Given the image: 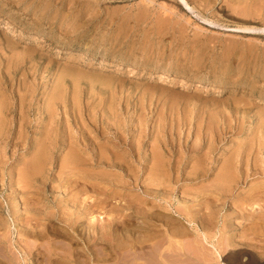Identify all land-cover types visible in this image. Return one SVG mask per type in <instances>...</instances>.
Segmentation results:
<instances>
[{
  "label": "rangeland",
  "instance_id": "374dc122",
  "mask_svg": "<svg viewBox=\"0 0 264 264\" xmlns=\"http://www.w3.org/2000/svg\"><path fill=\"white\" fill-rule=\"evenodd\" d=\"M184 1L0 0V264H264V0Z\"/></svg>",
  "mask_w": 264,
  "mask_h": 264
},
{
  "label": "bare ground",
  "instance_id": "6f19581e",
  "mask_svg": "<svg viewBox=\"0 0 264 264\" xmlns=\"http://www.w3.org/2000/svg\"><path fill=\"white\" fill-rule=\"evenodd\" d=\"M183 2H184V4L186 5V7H189V4L186 2V1H184L183 0ZM200 3V2H199ZM262 4V3H261ZM264 6V5H263ZM262 7V6H261ZM260 7V8H261ZM172 13V12H171ZM204 13V12H203ZM244 16V15H243ZM211 23V22H210ZM20 128V127H19ZM43 153V152H42ZM42 153H39L40 155H43L44 156V154H42ZM104 156V155H103ZM105 156H106V154H105ZM101 157V156H100ZM37 159V158H36ZM39 160V159H38ZM35 162V161H34ZM40 162V161H39ZM43 162V161H42ZM37 164H39V163H37ZM63 164V163H62ZM33 165V164H32ZM45 165V164H44ZM37 165H34V167H36ZM39 166H40V164H39ZM33 167V168H34ZM45 167V166H44ZM37 168V167H36ZM43 168V167H42ZM41 168V166H40V169H42ZM74 168V167H73ZM39 169V168H38ZM44 169V168H43ZM69 169V168H68ZM75 169V168H74ZM230 169V168H229ZM238 169V168H237ZM237 169H234V170H231L232 172H227L225 175H223V177L222 178H220L219 179V182H220V185H222V184H224V185H229V186H231V187H236L237 185H239L240 183H242L243 182V179H244V177H246V175L245 176H242L241 174L243 173L242 171V173H240V171L239 170H237ZM37 171H39V170H37ZM36 171V172H37ZM237 171H239V173H237ZM40 172V171H39ZM248 173V172H247ZM20 174H21V172H20ZM237 174H238V176H237ZM264 174V173H263ZM243 175H244V173H243ZM237 176V177H236ZM25 177V176H24ZM37 177H38V175H37ZM248 178V177H247ZM245 180V179H244ZM13 181H14V179H13ZM157 181V180H156ZM24 182V181H23ZM21 183V182H20ZM219 184V183H218ZM222 187V186H221ZM220 187V188H221ZM23 190V189H22ZM18 191V190H17ZM65 191V190H64ZM252 193H254V191H252ZM263 193V192H262ZM218 194V193H217ZM251 194V193H250ZM255 194V193H254ZM254 194H251V195H254ZM220 195V194H219ZM259 195V194H258ZM217 196V195H216ZM247 196V195H246ZM39 197V196H38ZM78 197V196H77ZM252 197V196H251ZM28 198V197H27ZM254 198V197H253ZM23 199V198H22ZM249 199V198H248ZM255 199V198H254ZM253 199V200H254ZM262 199V198H261ZM261 199L259 198V200L261 201ZM26 200V199H25ZM251 200V199H250ZM264 200V199H263ZM262 200V201H263ZM27 201V200H26ZM43 201V200H42ZM241 202V201H240ZM239 202V203H240ZM245 202V201H244ZM243 201L241 202L242 204L244 203ZM249 203H250V201H248ZM254 202V201H253ZM258 202V201H257ZM264 202V201H263ZM261 203V202H260ZM259 202L257 203V204H260ZM45 204V203H44ZM256 204V203H255ZM40 206V205H39ZM250 206V205H249ZM260 206V205H259ZM246 207H247V205H246ZM251 207V206H250ZM263 207V206H262ZM2 208V207H1ZM0 208V209H1ZM9 208V207H8ZM12 208V207H11ZM10 208V209H11ZM88 208V207H87ZM245 208V207H244ZM243 208V209H244ZM252 208V207H251ZM259 208V207H258ZM240 209H242V208H240ZM240 209H238V210H240ZM242 209V210H243ZM254 209H257V207L255 208L254 206H253V208H252V210H254ZM262 209V208H261ZM260 208L259 209H257V210H261ZM264 209V208H263ZM87 210H90V208H88ZM182 211V210H181ZM181 211H180V214H181ZM11 212H13V211H11ZM15 213V212H14ZM148 213V212H147ZM182 214H186L187 215V213H182ZM16 215H18V214H16ZM160 216V215H159ZM183 216V215H182ZM12 217H14V214H13V216ZM16 217H18V216H16ZM191 218V217H190ZM242 218H244V217H242ZM19 219V218H18ZM29 219H30V216H29ZM150 219V218H149ZM245 219V218H244ZM13 220H14V218H13ZM16 220V219H15ZM34 220V219H33ZM36 220V219H35ZM43 220V219H42ZM100 220V219H99ZM17 221V220H16ZM27 221H28V218H27ZM159 221V220H158ZM191 221V220H190ZM244 221H247V220H244ZM71 222V221H70ZM157 222V221H156ZM248 222V221H247ZM15 223V222H14ZM96 223V222H95ZM70 224V223H69ZM4 225V224H3ZM14 225V224H13ZM68 225V224H67ZM112 225V224H111ZM156 225V224H155ZM1 226V225H0ZM17 227V226H16ZM15 227V228H16ZM0 228H2V227H0ZM5 228V226L3 227V229ZM25 229H26V227H24ZM28 228L29 227H27V229L26 230H28ZM66 228V227H65ZM230 228V227H229ZM17 229V228H16ZM101 229V228H100ZM177 230H178V228H177ZM232 230V229H231ZM34 231V230H33ZM100 231V230H99ZM156 231V230H155ZM174 231V230H173ZM23 232H25L24 230H23ZM177 232H179V231H177ZM185 232V231H184ZM30 233V232H29ZM92 233V232H91ZM106 233V232H105ZM28 233H26V235H27ZM104 234V233H103ZM173 235H174V233H172ZM10 235V234H9ZM8 235V236H9ZM29 235V234H28ZM195 235V234H194ZM89 236H90V234H89ZM172 236V235H171ZM176 236V235H175ZM181 236V235H180ZM233 236V235H232ZM30 237V236H29ZM68 237V236H67ZM71 237V236H70ZM185 237V236H184ZM234 237V236H233ZM42 238V237H41ZM85 238V237H84ZM100 238V237H99ZM151 238V237H150ZM206 238V237H205ZM38 239V238H37ZM55 239V238H54ZM69 239V238H68ZM86 239V238H85ZM95 239V238H94ZM98 239V238H97ZM156 239V238H155ZM196 239V238H195ZM209 239V238H208ZM207 240V239H206ZM210 240V239H209ZM208 240V241H209ZM72 241V240H71ZM197 241H199L198 239H197ZM27 242H28V240H27ZM79 242V241H78ZM159 242V241H158ZM220 242V241H219ZM218 242V243H219ZM236 242V241H235ZM240 242V241H239ZM246 242V241H245ZM245 242L243 243V244H245ZM217 243V246L219 245ZM222 243V242H221ZM230 243H232V244H234V241L233 242H231L230 241ZM237 243V242H236ZM247 243V242H246ZM251 243V242H250ZM15 244V243H14ZM143 244V243H142ZM167 244V243H166ZM187 244H189V243H187ZM214 244V243H213ZM223 244V243H222ZM232 244L230 245V246H232ZM12 245V244H11ZM202 245H203V243H202ZM205 245V244H204ZM224 245V244H223ZM223 245H219L218 247H219V249H221L220 248V246H222L223 247ZM227 245H228V243H227ZM227 245H225V246H227ZM235 245V244H234ZM259 245H261V244H259ZM264 245V244H263ZM154 246V245H153ZM162 246H163V244H162ZM236 246V245H235ZM245 246H247V245H245ZM252 246H254V245H252ZM251 246V247H252ZM255 246H257L256 244H255ZM262 246V245H261ZM0 247H2V246H0ZM174 247V246H173ZM209 247V246H208ZM213 247H214V249H213V251L214 250H216V251H214V252H217V253H219V251H218V248L216 249V245H213ZM228 247V246H227ZM233 247V246H232ZM159 248V247H158ZM163 248V247H162ZM203 248H205V247H203ZM224 248V247H223ZM222 248V249H223ZM230 247H228L227 249H229ZM123 249V248H122ZM146 249V248H145ZM207 249V248H206ZM205 249V250H206ZM222 249L220 250V251H222ZM19 250V249H18ZM152 250V249H151ZM209 250V249H208ZM208 250H206V251H208ZM244 250V249H243ZM247 250V249H246ZM21 251H22V249H21ZM30 250H28V252H27V254L28 253H30L29 252ZM188 251V250H187ZM212 250L210 249L208 252H211ZM225 251V250H224ZM224 251H222V252H224ZM236 251V250H235ZM155 252V251H154ZM188 252H190V251H188ZM202 252V251H201ZM204 252V251H203ZM241 252V251H240ZM264 252V251H263ZM225 253V252H224ZM230 253V252H229ZM239 253V252H238ZM249 253V252H248ZM42 254V253H41ZM211 254V253H210ZM209 254V255H210ZM220 254V253H219ZM246 255H247V253H245ZM22 255V254H21ZM56 255V254H55ZM70 255V254H69ZM155 255V254H154ZM164 255V254H163ZM182 255V254H181ZM188 255V254H187ZM193 255V254H192ZM202 255V254H201ZM208 255V254H207ZM217 255V254H216ZM215 255V256H216ZM223 255V254H222ZM242 255V254H241ZM250 255V256H249ZM264 255V254H263ZM26 256V255H25ZM29 256V255H28ZM82 256V255H81ZM166 256V255H165ZM174 256V255H173ZM203 256V255H202ZM248 256H249V259L248 260H250V261H248L247 259V261L248 262H246V260L245 261H242V258L239 256V255H237V254H233L232 256H231V258L229 259V262H228V264H256V262H255V258H254V255H252L251 253H249L248 254ZM142 257V256H141ZM203 257H205V255L203 256ZM220 257H222V256H220ZM19 258H20V256H19ZM18 258V260H20ZM22 258H24V256H22ZM29 258V257H28ZM146 258V257H145ZM145 258H143V259H145ZM197 258H199V257H197ZM196 258V259H197ZM244 258V257H243ZM46 259V258H45ZM171 259V258H170ZM228 259V258H227ZM26 258H24L22 261H24V262H26ZM78 260V259H77ZM217 260V259H216ZM21 261V260H20ZM51 261V260H50ZM128 262H130V261H128ZM206 262V261H205ZM225 262V261H224ZM57 263V262H56ZM55 263V264H56ZM127 263V262H126ZM208 263V262H207ZM261 263H262V261H261ZM185 264H187V263H185Z\"/></svg>",
  "mask_w": 264,
  "mask_h": 264
}]
</instances>
